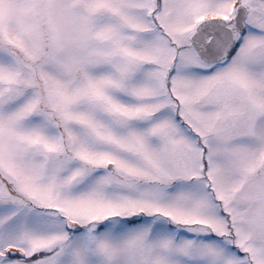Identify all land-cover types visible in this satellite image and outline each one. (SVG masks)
I'll return each instance as SVG.
<instances>
[{"label": "snow or ice", "instance_id": "obj_1", "mask_svg": "<svg viewBox=\"0 0 264 264\" xmlns=\"http://www.w3.org/2000/svg\"><path fill=\"white\" fill-rule=\"evenodd\" d=\"M0 264H264V0H0Z\"/></svg>", "mask_w": 264, "mask_h": 264}]
</instances>
